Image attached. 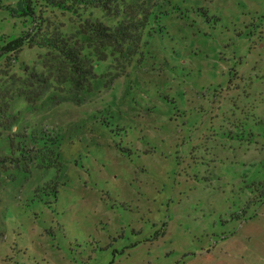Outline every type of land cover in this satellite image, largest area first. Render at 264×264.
<instances>
[{
	"label": "rangeland",
	"instance_id": "rangeland-1",
	"mask_svg": "<svg viewBox=\"0 0 264 264\" xmlns=\"http://www.w3.org/2000/svg\"><path fill=\"white\" fill-rule=\"evenodd\" d=\"M150 9L163 29L90 91L0 116V158L59 143L55 166L0 168V264H264V0ZM21 29L0 10L1 34Z\"/></svg>",
	"mask_w": 264,
	"mask_h": 264
},
{
	"label": "trees",
	"instance_id": "trees-1",
	"mask_svg": "<svg viewBox=\"0 0 264 264\" xmlns=\"http://www.w3.org/2000/svg\"><path fill=\"white\" fill-rule=\"evenodd\" d=\"M140 1L144 3L139 6ZM152 2L16 0L5 3L0 0V10L22 26L17 35L0 33V116L7 114L5 110L14 98H22L31 106L50 93L59 95L67 90L79 95L90 91L98 80V63L119 61L132 53L134 56L144 36L150 37L153 29L157 33L163 29L160 20L166 14L152 11ZM66 16L67 23L62 21ZM25 49L40 52L38 66L31 68L21 64L22 76L18 77L12 69ZM29 140L31 142V137ZM12 141L9 139V157L0 158V168L6 162L16 166L31 163L35 161L33 157L39 164L46 162L55 166L59 149L55 139L47 140L48 145L43 143L33 154ZM263 195L264 190L259 192L257 201L260 202Z\"/></svg>",
	"mask_w": 264,
	"mask_h": 264
}]
</instances>
